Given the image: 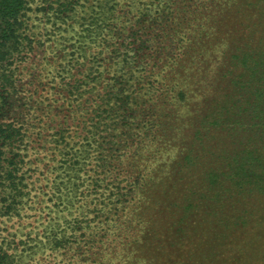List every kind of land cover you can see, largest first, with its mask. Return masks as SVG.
Wrapping results in <instances>:
<instances>
[{
  "label": "rangeland",
  "instance_id": "rangeland-1",
  "mask_svg": "<svg viewBox=\"0 0 264 264\" xmlns=\"http://www.w3.org/2000/svg\"><path fill=\"white\" fill-rule=\"evenodd\" d=\"M20 21L9 264H264V0H27Z\"/></svg>",
  "mask_w": 264,
  "mask_h": 264
},
{
  "label": "trees",
  "instance_id": "trees-1",
  "mask_svg": "<svg viewBox=\"0 0 264 264\" xmlns=\"http://www.w3.org/2000/svg\"><path fill=\"white\" fill-rule=\"evenodd\" d=\"M27 0H0V61L6 58V48L7 45L16 39L18 29L21 26L20 17L23 14L24 9L26 8ZM262 78L257 82L261 89V100L263 105L259 109V113H256L257 121L255 124L259 125L261 128L262 139L264 140V72ZM1 133L6 132L7 130H0ZM11 134H5L3 137L10 138ZM258 139V138H257ZM260 139V138H259ZM2 143V142H1ZM2 144L0 145V157L2 154ZM260 173L262 174V185L264 189V163H261ZM260 183V182H255ZM0 264H9V254L0 248Z\"/></svg>",
  "mask_w": 264,
  "mask_h": 264
}]
</instances>
